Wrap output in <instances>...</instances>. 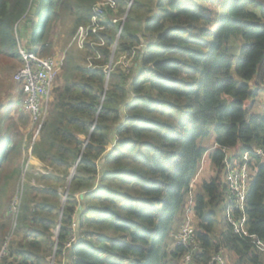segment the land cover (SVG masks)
I'll return each mask as SVG.
<instances>
[{
    "label": "trees",
    "instance_id": "trees-1",
    "mask_svg": "<svg viewBox=\"0 0 264 264\" xmlns=\"http://www.w3.org/2000/svg\"><path fill=\"white\" fill-rule=\"evenodd\" d=\"M97 1L0 0V71L21 60L19 47L51 54L54 25L66 27L65 45L77 28L90 25ZM139 6L145 9L142 33L124 40L125 23L119 26L115 54L121 59L144 46L132 61L134 74L117 64L106 82L119 25L110 20L90 35L94 43L104 40L92 68L85 65L91 54L67 52L62 86L53 89L32 145V156L50 172L37 178L41 188L25 192L20 240L10 242L0 264H49L51 257L68 264H180L186 250L173 243V225L211 136L208 160L216 174L194 195L193 238L201 252L192 260L207 264L220 253L227 264H264V253L225 221L222 164L224 151L238 144L242 153L261 151L250 158L245 215L248 234L264 244V116L245 109L264 81V2L133 0L129 11ZM236 36L243 42L238 55ZM15 87L22 99L21 85ZM4 107L0 102V248L23 171V135L10 116L18 108L13 102ZM67 186L61 205L59 192Z\"/></svg>",
    "mask_w": 264,
    "mask_h": 264
},
{
    "label": "rangeland",
    "instance_id": "rangeland-1",
    "mask_svg": "<svg viewBox=\"0 0 264 264\" xmlns=\"http://www.w3.org/2000/svg\"><path fill=\"white\" fill-rule=\"evenodd\" d=\"M132 1L133 0H123L122 3H119L117 0H98L95 3V6L97 4H99V6L103 5L104 14L100 19L102 24L106 20H110L111 23L115 26L119 24L117 26V31L115 35L116 42H114L113 46L111 47V58L109 61V65L105 68L106 70H108L107 75H109V73L115 68V66H117V64L122 65L123 67L124 66L127 67L126 74L128 73L132 75L133 72L132 68L134 67L132 65V61L129 62V60H124L123 58L122 60L117 59L115 55L116 45H117V32L119 26H122L123 28V25L125 23L124 30L122 31V37L124 40H127L129 35L139 37V35L142 33V21L144 19L143 17H144L145 9L139 6V7H133L131 11H129L131 5L130 2ZM262 2H264V0H262ZM113 21L116 22L113 23ZM65 28L66 27L60 28L57 25H54L52 27L50 35L52 41H54V47H53V51L48 56H53V57L64 56L65 58L67 52L70 51H72L75 54H80L85 52L87 54H91L89 55V58H87V61L85 63L86 68L89 69L92 68L91 62L94 60H98L100 58V55L95 50V48L99 46H97L96 44H91L94 43L95 41L91 39V36H88V38H86L85 40V43L88 44L86 47L82 49H77V48L66 49L70 40L73 38L75 32L72 35V37L68 40V42L65 45H63L62 33L65 31ZM98 29L99 30H97L96 35L98 32L104 31L105 26L102 25L98 27ZM120 34H121V30H120ZM231 41L233 46H237V55H238V52L240 51V47L243 44V42L237 36L233 37ZM18 46H20L19 43ZM21 66H22V59L19 60V62H17L13 66L3 67V69L0 71V81H1L0 102L5 103L4 108H8L11 102H13L14 105L17 106L18 108L17 110L16 109L10 110V116L13 119V122L17 123V125L20 127L21 133L23 135V146L21 150V165L23 171L16 184L15 192L10 202L11 206L8 208L7 211L6 217L9 220L8 223L9 231L7 232L0 248V260L7 255L10 242L20 240V235H17V219L20 214L19 207L21 206V201L23 199L25 192L29 187L41 188L42 186L38 183L37 178L39 176L47 175L50 172L49 168H47L42 162H40L39 160H37L35 157L32 156V145H34L37 142L41 131L39 132L37 137H35L39 125L32 124L31 115L22 108L21 105L22 99L21 97L17 96V90L15 87L16 83H14L13 81V76ZM62 83H63L62 73L60 72L58 78L55 79V81L53 82L49 104L47 105V108H44L42 110V115H45V120L47 118L50 109L49 105L53 100V96H54L53 89L61 87ZM257 94L258 95L256 98H250L247 101H245V109L248 111L249 114H260L264 116V86L263 85L257 87ZM203 145L205 148L208 149L207 154H205V156L201 159L196 178L191 182L190 185L191 194L187 195L186 206L184 210L181 212V215L179 216V220L173 225L174 230L173 233L171 234V239L173 243H175L176 245L178 244V234L180 233L181 228H183L184 223L188 219L190 220L193 232H195V219L193 218L191 212L187 213V211L190 209L189 203H191L192 206L194 205L193 204L194 195L200 192L201 183L203 181H207L210 177H213L216 174V169H214L211 166L208 160V156L213 152L212 149L214 147V137L211 136L207 140H204ZM111 147L112 145L107 146L106 150L110 151ZM232 153H237L238 156H241L242 154L241 145L238 144L234 148L228 150V154H232ZM65 189L59 192V195L61 196V205L62 203H64L65 196L67 194ZM223 259L227 264V260L224 257ZM65 261H66L65 259H62V261L58 263V261L55 262L54 257H51V259L49 260V264H62V263L66 264L67 261L66 262ZM180 264H182V259L180 260Z\"/></svg>",
    "mask_w": 264,
    "mask_h": 264
},
{
    "label": "built area",
    "instance_id": "built-area-1",
    "mask_svg": "<svg viewBox=\"0 0 264 264\" xmlns=\"http://www.w3.org/2000/svg\"><path fill=\"white\" fill-rule=\"evenodd\" d=\"M103 11V5L99 6V4H97L94 6L90 25L88 27L77 28L66 49H82L88 45L85 43L86 38L90 35H96L97 30H99L98 27L102 26L100 19L104 14ZM115 22L116 21H113V23ZM99 42L100 43H89L99 46L104 45L102 39H100ZM140 48L143 49L144 46L140 45L134 48L129 55L123 56L122 58L124 60H129V62L133 61L137 56V50ZM19 55L22 59V66L14 74L13 81L22 87V108L31 115L32 124L39 125L35 135V137H37L45 121V115H42V110L47 108L49 104L51 88L53 82L61 72L64 56L41 57L36 54L25 52L20 47ZM122 58L120 60H122ZM124 68L127 67L124 66ZM106 73H108V70L105 74ZM253 156H262V153L260 150L252 149L251 152H243L241 156H238L237 153L228 154V150L224 151L222 162L226 184L224 187V217L234 234L240 238L250 239L253 248L259 253H264V244L254 236L248 234L247 218L245 215L246 194L248 192L251 176L249 162L250 158ZM189 206L190 209L187 213H192L191 203H189ZM193 234L194 232L190 220L188 219L178 234L177 245L182 246L186 250L182 258V264H194L192 260L193 254L201 252V248L194 241ZM73 237L72 235L66 247L73 241ZM66 264L68 263L66 262ZM207 264L225 263L221 254L218 253L214 255Z\"/></svg>",
    "mask_w": 264,
    "mask_h": 264
},
{
    "label": "water",
    "instance_id": "water-1",
    "mask_svg": "<svg viewBox=\"0 0 264 264\" xmlns=\"http://www.w3.org/2000/svg\"><path fill=\"white\" fill-rule=\"evenodd\" d=\"M130 3H131V2H130ZM120 29H121V27H120ZM120 29L118 30L117 40H118V38H119V32H120ZM115 42H116V40H115ZM110 58H111V57H110ZM107 80H108V75H107V73H106V82H107ZM79 158H80V156L78 157V160H79ZM78 160H77V162H78ZM77 162H76V164L74 165V167L72 168V170H71V172H70L69 181L72 179V176H73V174H74V171H75V168H76ZM65 190H66V192H67V190H68V186H67V188H66ZM78 198L81 200V199L83 198V194H80ZM62 205H63V203H62ZM58 224H59V223H58Z\"/></svg>",
    "mask_w": 264,
    "mask_h": 264
}]
</instances>
